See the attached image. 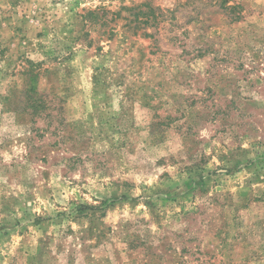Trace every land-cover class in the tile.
<instances>
[{
	"label": "rangeland",
	"instance_id": "1",
	"mask_svg": "<svg viewBox=\"0 0 264 264\" xmlns=\"http://www.w3.org/2000/svg\"><path fill=\"white\" fill-rule=\"evenodd\" d=\"M0 264H264V0H0Z\"/></svg>",
	"mask_w": 264,
	"mask_h": 264
}]
</instances>
